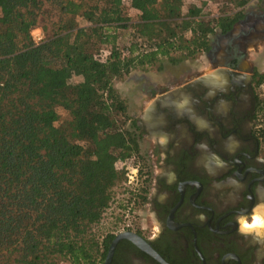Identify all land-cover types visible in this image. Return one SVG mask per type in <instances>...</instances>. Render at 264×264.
I'll return each instance as SVG.
<instances>
[{
  "label": "trees",
  "instance_id": "16d2710c",
  "mask_svg": "<svg viewBox=\"0 0 264 264\" xmlns=\"http://www.w3.org/2000/svg\"><path fill=\"white\" fill-rule=\"evenodd\" d=\"M212 1L225 9L209 13ZM250 1L0 0V264H102L114 233L98 239L94 227L114 188L136 168L128 214L147 186L114 82L206 52L210 34L228 31ZM257 84L264 90V70Z\"/></svg>",
  "mask_w": 264,
  "mask_h": 264
},
{
  "label": "flooded vegetation",
  "instance_id": "af4514ba",
  "mask_svg": "<svg viewBox=\"0 0 264 264\" xmlns=\"http://www.w3.org/2000/svg\"><path fill=\"white\" fill-rule=\"evenodd\" d=\"M263 42L264 7L242 12L212 34L204 66L142 90L132 120L147 171L141 208L152 224L114 235L135 233L166 264H264V228L240 223L264 216V67L251 58ZM111 261L161 264L126 238Z\"/></svg>",
  "mask_w": 264,
  "mask_h": 264
},
{
  "label": "rangeland",
  "instance_id": "374dc122",
  "mask_svg": "<svg viewBox=\"0 0 264 264\" xmlns=\"http://www.w3.org/2000/svg\"><path fill=\"white\" fill-rule=\"evenodd\" d=\"M201 0H186L187 3H198ZM123 4L127 7L128 0H123ZM226 6H222L217 2H208L206 8L211 14L220 12L224 10ZM264 7V0H251L247 3L241 10V12H249L253 9H261ZM126 13L130 17V21L134 22L137 19V13L132 8H127ZM232 11V10H231ZM36 32V31H33ZM117 44L118 46H126L130 41L131 29L118 30ZM216 32V31H215ZM213 34V33H212ZM212 34H210L209 39H211ZM251 58L254 60L256 66L259 70L264 67V42L259 45L257 49L251 51ZM205 65V58L202 53L196 55L194 59L184 60L176 65H169L166 62L157 68L146 67L145 69L135 68L127 76L120 80L114 82V86L120 96L126 103L127 112L129 115H139L140 114V102L145 100L146 97L143 96V89H147L149 84H164V83H174L179 80V78L186 77V72L192 70L194 67L200 68ZM209 71V74H211ZM260 98H264V90L262 87H257ZM146 92V91H145ZM149 104V102H148ZM264 117V111L261 112V118ZM154 174L157 172V168H154ZM138 179L135 177H128V181L125 184L116 186L113 190V198L110 202L108 208L102 215L101 221L94 227V233L100 239L108 232L116 233L120 231L121 227L125 223L130 224V228H144L152 224L151 218L145 209L141 208V204H136L132 206V210L126 214L123 212L127 205L126 198L130 194V189L136 187ZM259 214V212H255ZM261 215V214H260ZM262 216V215H261ZM264 217V216H263ZM254 219V217H253ZM242 221V220H241ZM241 226H250L247 222H240ZM245 223V224H244ZM253 224V222H252ZM251 224V226H252ZM264 225V223L262 224ZM255 227V226H254Z\"/></svg>",
  "mask_w": 264,
  "mask_h": 264
},
{
  "label": "water",
  "instance_id": "95a60500",
  "mask_svg": "<svg viewBox=\"0 0 264 264\" xmlns=\"http://www.w3.org/2000/svg\"><path fill=\"white\" fill-rule=\"evenodd\" d=\"M122 238H126L129 241H131L133 244H135L139 247H142L149 254H151L153 257H155L161 261V259L156 255V253H154V251L152 249H150L148 247V245H146V242L141 237H139L138 235H136L135 233H132L130 231H121V232H118L117 234H115L113 236V238L110 240V242L108 243V247H107L106 254H105V257H104L102 264H110V260H111V256H112L115 244L117 243L118 240H120ZM160 263L166 264L165 262H162V261Z\"/></svg>",
  "mask_w": 264,
  "mask_h": 264
},
{
  "label": "built area",
  "instance_id": "2783aa9c",
  "mask_svg": "<svg viewBox=\"0 0 264 264\" xmlns=\"http://www.w3.org/2000/svg\"><path fill=\"white\" fill-rule=\"evenodd\" d=\"M33 31H36V32H33ZM31 35H32V39L34 42H38L40 41L41 39V32L38 28H34L32 31H31ZM127 177H135L136 179V168H131L127 174ZM128 229L130 228V224L129 223H125L120 230H123V229Z\"/></svg>",
  "mask_w": 264,
  "mask_h": 264
},
{
  "label": "bare ground",
  "instance_id": "6f19581e",
  "mask_svg": "<svg viewBox=\"0 0 264 264\" xmlns=\"http://www.w3.org/2000/svg\"><path fill=\"white\" fill-rule=\"evenodd\" d=\"M264 223V218L263 216L259 215V214H255L254 215V219H253V224L252 226H255L256 224H263ZM245 224V223H244ZM250 225V224H249ZM251 226V225H250Z\"/></svg>",
  "mask_w": 264,
  "mask_h": 264
},
{
  "label": "clouds",
  "instance_id": "9594fccd",
  "mask_svg": "<svg viewBox=\"0 0 264 264\" xmlns=\"http://www.w3.org/2000/svg\"><path fill=\"white\" fill-rule=\"evenodd\" d=\"M255 228H256L257 230H260V229L264 228V225L256 224V225H255Z\"/></svg>",
  "mask_w": 264,
  "mask_h": 264
}]
</instances>
